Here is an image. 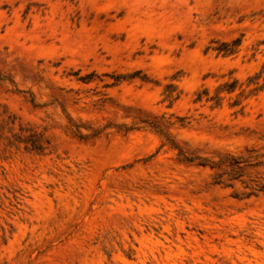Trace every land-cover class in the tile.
<instances>
[{"label":"rangeland","instance_id":"1","mask_svg":"<svg viewBox=\"0 0 264 264\" xmlns=\"http://www.w3.org/2000/svg\"><path fill=\"white\" fill-rule=\"evenodd\" d=\"M0 264H264V0H0Z\"/></svg>","mask_w":264,"mask_h":264},{"label":"trees","instance_id":"2","mask_svg":"<svg viewBox=\"0 0 264 264\" xmlns=\"http://www.w3.org/2000/svg\"><path fill=\"white\" fill-rule=\"evenodd\" d=\"M224 48H226V51L228 48V45L223 44ZM236 88V82L233 81L231 83H224L222 86H219L216 89V93L213 97H208L207 91H202L201 93L197 94L196 100L200 101L203 97H205L209 101H214L215 104H218V102L221 100L220 97V90H224L227 94H231L234 92ZM256 89V88H255ZM254 89V90H255ZM235 102L232 104V106H235ZM169 146L177 151V158L180 162L187 163V164H195L202 167H221L224 165H241V164H247L251 162L252 157H234L230 154H218L216 155V160L207 158V157H201L194 152H187L184 151L182 148H180L178 145H176L173 141H171L168 137L164 136ZM34 149V147H33Z\"/></svg>","mask_w":264,"mask_h":264}]
</instances>
